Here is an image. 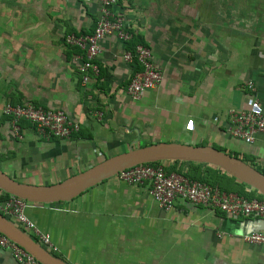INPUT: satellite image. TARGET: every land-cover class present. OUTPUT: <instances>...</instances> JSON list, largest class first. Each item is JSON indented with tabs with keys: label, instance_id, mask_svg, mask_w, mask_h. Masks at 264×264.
<instances>
[{
	"label": "crops",
	"instance_id": "crops-1",
	"mask_svg": "<svg viewBox=\"0 0 264 264\" xmlns=\"http://www.w3.org/2000/svg\"><path fill=\"white\" fill-rule=\"evenodd\" d=\"M99 7L97 0H0V170L19 182L55 184L158 143L221 148L264 170V134L245 143L228 132L234 112L264 115V0H118L132 38H104L98 74L83 82V52L65 37L90 34ZM134 44L151 50L162 75L137 100L127 86L140 67L123 59ZM26 102L64 111L80 132L43 139L27 123L16 137L2 109ZM25 214L67 264H264V247L242 238L264 232V218L186 200L165 211L148 185L116 175L67 202H31ZM0 264L20 263L0 248Z\"/></svg>",
	"mask_w": 264,
	"mask_h": 264
},
{
	"label": "built area",
	"instance_id": "built-area-1",
	"mask_svg": "<svg viewBox=\"0 0 264 264\" xmlns=\"http://www.w3.org/2000/svg\"><path fill=\"white\" fill-rule=\"evenodd\" d=\"M99 16L90 34L65 37L67 45L78 47L83 52L84 60L80 70L84 72L82 81L89 80L88 73L98 74L95 60L100 54V42L115 36L122 42L132 38L131 31L126 27L123 17L115 11L118 0H97ZM123 59L134 62L140 67L131 76L127 93L137 100L147 90L159 85L162 80L160 70L154 64L151 50L136 44L132 51L127 50ZM247 86L252 88V83ZM2 114L9 118L11 129L16 137L21 136V122L34 127L36 134L43 139L69 138L80 130V124L62 110L50 109L31 102L23 104H6ZM228 132L245 143H253L258 133L264 134V115L258 110H241L232 115V125ZM121 181L129 185H143L149 187V193L156 205L162 210L172 209L178 200H186L196 204H203L212 209H218L231 217H261L264 218V200L247 198L233 192H226L217 186H211L199 180H192L176 173H166L162 165L144 163L124 169L116 175ZM0 189V213L15 218L23 228L30 231L43 247L56 252L57 248L51 242L50 235L43 232L25 214V208L31 202L13 195L4 196ZM250 244L264 247V232L253 231L242 236ZM0 248L10 251L12 257L20 264H41L33 255L13 240L0 233Z\"/></svg>",
	"mask_w": 264,
	"mask_h": 264
},
{
	"label": "water",
	"instance_id": "water-1",
	"mask_svg": "<svg viewBox=\"0 0 264 264\" xmlns=\"http://www.w3.org/2000/svg\"><path fill=\"white\" fill-rule=\"evenodd\" d=\"M175 160L217 167L264 197V173L248 162L212 146L180 143H158L130 148L55 184L32 185L19 182L0 170V189L33 203L67 202L86 189L104 179L117 175L124 169L144 163ZM0 233L23 247L41 264H67L62 258L42 247L1 213Z\"/></svg>",
	"mask_w": 264,
	"mask_h": 264
},
{
	"label": "trees",
	"instance_id": "trees-1",
	"mask_svg": "<svg viewBox=\"0 0 264 264\" xmlns=\"http://www.w3.org/2000/svg\"><path fill=\"white\" fill-rule=\"evenodd\" d=\"M136 44L133 45V47L129 48L128 50L132 51L134 49ZM14 105V104H12ZM27 124L26 122H21V127ZM80 130L77 132L79 133ZM77 133H74L72 135H75ZM71 135V136H72ZM215 148V147H214ZM219 150L224 151L221 148H216ZM230 155H233L235 157H239L243 159L244 161L248 162L250 165L257 168L251 161H249L246 157H240L237 153H230ZM151 165H162L164 168V171L166 173H176L183 177H186L188 179L192 180H199L206 184H209L211 186H217L219 189L226 191V192H233L237 193L239 195L245 196L247 198H257L264 200V197L259 194L256 190L252 189L248 185L239 182L235 178L227 175L225 172L221 171L217 167L210 166L208 164H202V163H194V162H184V161H160V162H154L150 163ZM258 169V168H257ZM260 170V169H258ZM262 173H264V170H260ZM4 196H8L9 194L6 192H3ZM37 240V239H36ZM52 254L56 255L53 251H50Z\"/></svg>",
	"mask_w": 264,
	"mask_h": 264
},
{
	"label": "rangeland",
	"instance_id": "rangeland-1",
	"mask_svg": "<svg viewBox=\"0 0 264 264\" xmlns=\"http://www.w3.org/2000/svg\"><path fill=\"white\" fill-rule=\"evenodd\" d=\"M126 151V150H125ZM250 161V160H249Z\"/></svg>",
	"mask_w": 264,
	"mask_h": 264
}]
</instances>
